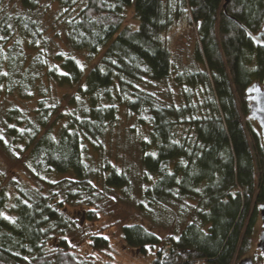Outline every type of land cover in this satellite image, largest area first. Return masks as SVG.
Masks as SVG:
<instances>
[{
	"label": "trees",
	"instance_id": "obj_1",
	"mask_svg": "<svg viewBox=\"0 0 264 264\" xmlns=\"http://www.w3.org/2000/svg\"><path fill=\"white\" fill-rule=\"evenodd\" d=\"M131 1L0 0V150L46 187L0 181V264H91L67 240L79 224L65 209L86 208L83 219L95 222L108 193L129 192L127 173L102 156L105 136L123 117L145 135L139 204L173 225L162 237L123 225L125 246L152 251L150 264H236L248 255L257 262L264 143L247 118L246 88L264 80V46L231 18L257 33L263 0H134L135 29L123 23ZM49 2L62 11L68 52H52L45 37ZM180 20L195 34L203 68L175 81L201 88L198 102L191 94L166 102L161 93L170 98V90H160L173 70L165 35ZM72 52L96 61L87 66ZM52 85L76 91L61 102ZM34 96L30 114L15 104ZM51 173L71 177L41 176ZM104 229L87 237L91 253L110 250Z\"/></svg>",
	"mask_w": 264,
	"mask_h": 264
},
{
	"label": "rangeland",
	"instance_id": "obj_2",
	"mask_svg": "<svg viewBox=\"0 0 264 264\" xmlns=\"http://www.w3.org/2000/svg\"><path fill=\"white\" fill-rule=\"evenodd\" d=\"M133 1L124 11L123 23L125 26L135 29L138 22L133 13ZM62 11L57 2H49L48 10L43 15V22L45 26V37L48 40L52 52L64 51L68 52L65 38L61 28ZM168 48L171 52V61L173 70L168 77L167 84H162L160 90H170V98L162 92L163 100L166 102H184V94H191V102H198L202 100V89L189 87L185 82V77L182 78L181 84L177 85L175 77L177 74H183L184 71H202L200 63L195 61V34L187 26L185 20L178 21L165 35ZM81 60L84 59V54L74 53ZM85 60V59H84ZM96 61V60H95ZM94 61V62H95ZM86 62L89 66L94 62ZM75 87H56L52 85L51 94L54 99L65 101L68 96L75 93ZM38 99L34 96L28 100H15L16 106L24 112L30 114L35 108V102ZM143 129L138 127L132 118L123 117L118 124L111 130L103 141L104 152L103 159L108 160L111 165L122 169L129 176L130 189L127 194L121 192L108 193L110 200L104 202L103 212L99 214L98 220L89 222L83 219L86 208L80 206H66L65 213L71 218H75L78 222V228L67 240L72 244L73 249L79 258L84 260H91V264H103L109 261L111 264H150L153 252L149 251L147 255H140L136 250L128 248L121 238V227L123 225L138 223L143 225L146 229L164 236L173 230V225L164 216L156 215L153 209H146L145 202L139 204V187H143L140 182V177L143 173L139 157L140 151L138 146L139 138H144L142 135ZM21 159L17 160L9 157L0 150V181L2 184H7L10 180H16L20 183L33 187L41 192H45L46 187L35 183L27 174L25 167L20 163ZM47 180L56 181L65 177H71L70 174H55L41 175ZM11 201L8 202V205ZM141 206V207H140ZM161 210V209H160ZM162 211V210H161ZM260 220L258 219L256 225V235L260 231ZM105 227L101 232L110 245V250L105 253H91L87 247V237L91 234L99 232L100 228ZM257 238L254 241L255 247ZM52 245V244H51ZM53 246V245H52ZM257 250V249H254ZM257 262L261 264L262 254L257 252ZM247 257L251 258V255ZM252 259V258H251ZM253 261V260H252ZM254 264V262H253Z\"/></svg>",
	"mask_w": 264,
	"mask_h": 264
},
{
	"label": "water",
	"instance_id": "obj_3",
	"mask_svg": "<svg viewBox=\"0 0 264 264\" xmlns=\"http://www.w3.org/2000/svg\"><path fill=\"white\" fill-rule=\"evenodd\" d=\"M226 3L224 4L225 8ZM264 6V0H263ZM225 15L226 12L224 11ZM229 17V16H228ZM231 18V17H230ZM234 22L246 33L249 40L257 47L264 46V20L262 25L257 33H252L244 25L236 21ZM246 95L248 100V113L247 118L254 121L259 129L260 137L264 143V80L262 83L253 82L246 88ZM258 215L260 220V231L257 235V242L255 248L262 254V262L264 264V202L258 205ZM236 264H253V261L250 257H246Z\"/></svg>",
	"mask_w": 264,
	"mask_h": 264
}]
</instances>
